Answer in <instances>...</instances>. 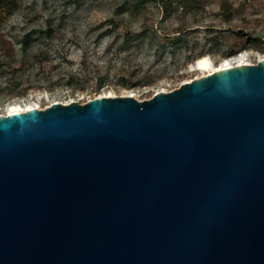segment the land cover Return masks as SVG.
Returning <instances> with one entry per match:
<instances>
[{"label":"water","instance_id":"95a60500","mask_svg":"<svg viewBox=\"0 0 264 264\" xmlns=\"http://www.w3.org/2000/svg\"><path fill=\"white\" fill-rule=\"evenodd\" d=\"M0 264H264V57L0 113Z\"/></svg>","mask_w":264,"mask_h":264},{"label":"rangeland","instance_id":"374dc122","mask_svg":"<svg viewBox=\"0 0 264 264\" xmlns=\"http://www.w3.org/2000/svg\"><path fill=\"white\" fill-rule=\"evenodd\" d=\"M129 1L18 0L16 8L1 14L0 110L16 100L45 107L53 101L85 102L105 92L148 98L195 77L198 72L189 70V65L200 54H208L214 62L227 57L237 32L243 38L264 34V0H231L240 11L227 21L217 15L220 0H206L204 8L198 6L175 18L164 16L162 0H148L140 3L138 18L130 28L133 37L126 39L125 29L109 19L115 5L129 16ZM137 19L152 23L156 32L142 29ZM179 25L195 32L167 44V31ZM208 29L210 35L216 31L223 35L219 44L208 42ZM32 31L36 39L22 48L23 34ZM234 48V55L242 52L252 63L264 54V48L254 45ZM68 71L79 73L82 88L66 82ZM121 75L138 82L122 85ZM26 82L30 87L22 90ZM51 83H55L53 87Z\"/></svg>","mask_w":264,"mask_h":264},{"label":"trees","instance_id":"16d2710c","mask_svg":"<svg viewBox=\"0 0 264 264\" xmlns=\"http://www.w3.org/2000/svg\"><path fill=\"white\" fill-rule=\"evenodd\" d=\"M148 0H131L129 1V9L127 10V15L124 16L123 10L121 9V6L115 5L112 7V11L110 14V21H114L116 23H119L121 27L125 29L124 38L129 39L133 37V32H131L130 28L132 25V20L134 18H138V12H139V5L140 3H145ZM206 0H162L161 3V9L164 13L165 17H177L179 15L188 14L192 11V9L200 6L201 8H204ZM18 6V0H0V16L1 14H7L11 12L14 8ZM240 10L237 7H234L231 0H220L218 4V14L222 20H230L234 18V13L239 12ZM140 22V27L142 29H153L154 32H156V29L152 27V23H147L145 20L137 19ZM213 26V24L209 25ZM213 28V27H209ZM208 34L206 35V38L208 42L211 45H217L219 44L222 39L223 35H221L218 31H216V34H211V31L208 29ZM35 31L32 32H25L22 36V42L21 46L22 48H26L29 46L37 37ZM195 30L192 28H188L183 25H179L176 28H174L171 31H167L166 37L164 38L165 42L167 44H171L172 42L179 41L183 38H186L190 36L192 33H194ZM218 32V33H217ZM240 32H237L235 37L233 38V45H231V48L228 49L226 54L228 56H232L235 53L234 46H237V48H244L250 45H254L257 48L263 49V35H254L249 36L247 35L245 38H243ZM203 54H200V56ZM67 77V83L71 84L74 87L82 88L83 85L80 83V77L79 73L77 71H68L66 73ZM101 79V76H99V80ZM120 82L122 85H133L136 84V80H131L130 76L121 75ZM31 83H25V85L22 87V90H24L27 87H30ZM55 83H51L50 87H53Z\"/></svg>","mask_w":264,"mask_h":264},{"label":"bare ground","instance_id":"6f19581e","mask_svg":"<svg viewBox=\"0 0 264 264\" xmlns=\"http://www.w3.org/2000/svg\"><path fill=\"white\" fill-rule=\"evenodd\" d=\"M264 57L263 55H260L258 59ZM244 55V53L240 52L239 54H235L233 56H227L219 59L217 62H214L212 58L208 54H203L201 56H198L196 59L193 60V62L189 65V70H196L198 73L195 77H200L201 75H207L208 73H211L217 69H221L224 67H232L234 65H240V64H251ZM192 78L184 80L185 82L190 81ZM166 91V90H162ZM98 95H106V96H112L114 93L112 92H105L100 93ZM130 95L135 96V94L130 93ZM135 98H137L135 96ZM138 99V98H137ZM71 101V100H70ZM69 101L62 102V103H68ZM52 103V102H51ZM50 103L46 104L48 106ZM30 107H36V108H43L37 102L35 101H22V100H16L12 102L6 103L3 108L0 110V113H8L11 111H25L29 109Z\"/></svg>","mask_w":264,"mask_h":264}]
</instances>
